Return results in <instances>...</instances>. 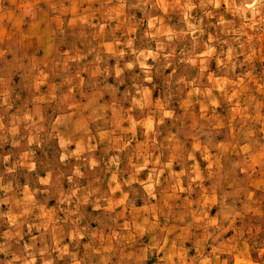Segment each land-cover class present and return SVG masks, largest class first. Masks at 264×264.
<instances>
[{"label": "rangeland", "instance_id": "1", "mask_svg": "<svg viewBox=\"0 0 264 264\" xmlns=\"http://www.w3.org/2000/svg\"><path fill=\"white\" fill-rule=\"evenodd\" d=\"M0 264H264V0H0Z\"/></svg>", "mask_w": 264, "mask_h": 264}]
</instances>
